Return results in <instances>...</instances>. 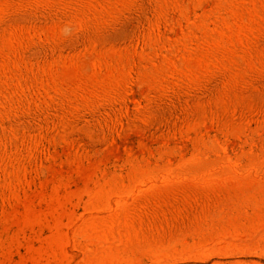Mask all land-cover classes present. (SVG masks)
Returning a JSON list of instances; mask_svg holds the SVG:
<instances>
[{"label": "rangeland", "instance_id": "rangeland-1", "mask_svg": "<svg viewBox=\"0 0 264 264\" xmlns=\"http://www.w3.org/2000/svg\"><path fill=\"white\" fill-rule=\"evenodd\" d=\"M0 264H264V0H0Z\"/></svg>", "mask_w": 264, "mask_h": 264}]
</instances>
